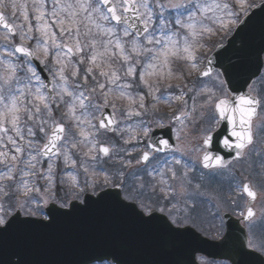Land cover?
Returning <instances> with one entry per match:
<instances>
[{
    "label": "snow or ice",
    "instance_id": "obj_1",
    "mask_svg": "<svg viewBox=\"0 0 264 264\" xmlns=\"http://www.w3.org/2000/svg\"><path fill=\"white\" fill-rule=\"evenodd\" d=\"M252 8L259 12L236 34L240 45L231 43L235 58L215 71L206 55L213 37L233 32ZM0 9H9L0 11V241L16 226L50 228L111 200L177 241L206 242L192 233L200 198L225 175L237 181L227 156L213 149L222 121L231 131L216 135V144L222 136L228 155L249 158L264 192V124L255 132L253 124L264 89L228 88L245 73L244 37L264 18V0H0ZM255 59L264 63V48ZM249 85L250 78L242 87ZM193 129L195 160L182 147ZM230 190L257 199L251 182L230 183ZM228 205L241 209L248 235L230 252L231 264H264L257 255L264 254V208L257 216L221 196L211 213L220 224L202 234L215 231L228 245L221 214ZM8 264L27 262L15 256ZM86 264L122 261L100 247Z\"/></svg>",
    "mask_w": 264,
    "mask_h": 264
},
{
    "label": "water",
    "instance_id": "obj_2",
    "mask_svg": "<svg viewBox=\"0 0 264 264\" xmlns=\"http://www.w3.org/2000/svg\"><path fill=\"white\" fill-rule=\"evenodd\" d=\"M258 12L257 8L250 16ZM247 19L248 17L244 21ZM242 26L243 23L227 46L220 48L211 58L215 71L223 73L224 67H229L230 59L235 58L236 49L231 43L236 40V45H240L236 34ZM244 39L246 53L242 55L245 58V73L243 77L236 76L232 84L228 85L229 90L233 87L239 88L240 94L247 93V89L262 71L263 63L255 59V53L264 48V18L257 17ZM221 64L224 67H220ZM223 78L228 79L226 75ZM249 78V87H242L243 81ZM230 131L231 125L222 121L214 134L213 149L215 151L218 148L219 151L215 154L226 155L227 159L232 161L235 160L234 150L233 155H228V150L223 148V137L221 136L219 145L215 140L216 135H227ZM158 134L157 139L163 137V132ZM172 142L174 143V139ZM253 204L254 201L249 198V205ZM225 219L226 236H230L227 246L211 242L193 230L192 233L206 242H180L170 237L159 223L142 224L129 211L118 208L111 200H106L102 205L61 217L50 228L14 227L7 238L0 241V264H8L15 256H21L27 264H86L88 257L100 247L114 253L122 264H198V256L231 263L228 259L230 252L236 244L247 238L240 221L229 216H225ZM256 264L261 262L257 260Z\"/></svg>",
    "mask_w": 264,
    "mask_h": 264
},
{
    "label": "rangeland",
    "instance_id": "obj_3",
    "mask_svg": "<svg viewBox=\"0 0 264 264\" xmlns=\"http://www.w3.org/2000/svg\"><path fill=\"white\" fill-rule=\"evenodd\" d=\"M21 2H22V0H21ZM253 9V8H252ZM251 9V10H252ZM250 10V11H251ZM0 11H3V12H8L9 11V9H0ZM249 11V12H250ZM248 12V13H249ZM247 13V14H248ZM246 14V15H247ZM245 16V15H244ZM244 16H242V17H244ZM235 28H236V26H235ZM232 33V32H231ZM3 34V32L0 30V35H2ZM221 35L223 36V38H224V41H225V39L229 36V33H221ZM216 37H218V36H216ZM223 38L221 39V40H223ZM215 40V38L213 37V41ZM221 40H220V42H221ZM218 42H216V46L215 47H211V49H209L208 51H207V53H208V55H210L211 54V52H213L214 51V49L217 47V46H219V45H221V44H223L224 42H222V43H220V44H217ZM262 79H264V72H263V75L261 76V78L259 79L260 81L256 84V86H254L253 88H252V94H254V95H257V94H260L261 93V90L262 89H264V85H262L261 84V80ZM172 83H180V81H178V80H174V81H172ZM163 91V90H162ZM173 109L171 108V109H169V112H171ZM261 113H260V115H259V119L257 120V122H256V124H255V129H254V131H256L257 130V128L260 126V125H262V124H264V110H261L260 111ZM198 135V132L195 130V129H193V131H192V133H191V136L189 137V139L188 140H186L184 143H183V145H182V147H184L185 148V150L188 152V156L190 157V159H192V160H195V156L192 154V152H191V149H192V147L195 145V143H196V140H195V137ZM257 147H260V145H258ZM246 160L244 161V163L243 164H240V165H238V166H234L235 167V172H236V174H235V176L237 175V177H238V179H239V182L240 183H242V182H251L252 183V186H253V188L257 191V193L259 194V200H258V202L256 203V206H255V211H256V214H257V216H259L260 214H261V210H262V208H264V192H261L260 190H259V188H258V180L256 179V177L252 174V172H251V169L249 168V164L251 163V160L249 159V158H245ZM198 166L199 165H197V168L196 169H198ZM239 173V174H238ZM252 180V181H251ZM212 189H215V188H212ZM211 189V190H212ZM229 192V191H228ZM227 192V193H228ZM231 192V191H230ZM211 193V192H210ZM227 193H226V195H227ZM233 195V194H232ZM234 196V198H238L239 200H240V202L242 203V204H246V202L244 201V200H242L241 199V195H239L237 192H235V195H233ZM213 197H215L216 199H213ZM218 200V196H217V192H216V194L214 195V194H211L209 197H206V198H200V210H201V208H204V209H210V208H212L211 209V213H215V212H217V208L215 207V204H216V201ZM235 206L234 205H229V208H228V211H230L231 213H236V212H238L239 210H241L240 208H236L235 209V211H233L232 209L234 208ZM239 209V210H238ZM211 213H210V215H211ZM223 213V212H222ZM221 213V214H222ZM211 217H212V215H211ZM201 221V219H198L197 220V222H200ZM219 222V219H216V223H218ZM194 226H196V228L198 229V230H200V232L202 233V230L203 229H209V228H207L206 226L204 227L203 225H200V224H195ZM193 226V227H194ZM210 235H216V232L215 231H211L210 232V234H208V235H205L206 237H209V238H211L210 237ZM217 237V236H216ZM211 264H218V263H211ZM221 264H224V263H221Z\"/></svg>",
    "mask_w": 264,
    "mask_h": 264
}]
</instances>
